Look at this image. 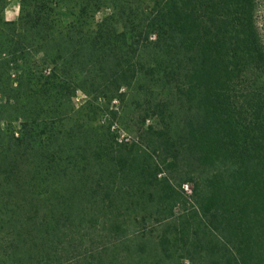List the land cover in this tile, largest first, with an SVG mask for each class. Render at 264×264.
Returning <instances> with one entry per match:
<instances>
[{
  "label": "trees",
  "instance_id": "trees-1",
  "mask_svg": "<svg viewBox=\"0 0 264 264\" xmlns=\"http://www.w3.org/2000/svg\"><path fill=\"white\" fill-rule=\"evenodd\" d=\"M20 1L19 18L4 22L7 0H0V34L11 46L18 44L19 61L28 67L25 45L15 41L17 30L25 25L47 32L48 13L45 0ZM74 1L78 15L91 20L108 3ZM114 3L112 17L96 23L92 35L105 55L102 67L121 66L117 50L128 40L132 46H154L144 72L154 85L166 83L174 91L185 126L175 138L166 132L170 126L160 132L148 128L147 148L141 146L143 137L140 143L112 139L104 144L85 131L82 146L65 147L66 157L58 156L52 178L62 187L48 192L46 201L53 203L37 224L42 234L56 238L74 225L73 219L88 226L101 218L115 234L160 225L153 237L139 234L120 241L117 250L126 254L122 259L97 264H176L182 258L198 264H264V48L256 0ZM130 49L135 56L136 49ZM28 75L35 76L32 71ZM65 85L51 73L41 91L53 97ZM81 128L65 131V146L77 141ZM54 145L59 150V138ZM77 157L84 161L80 170ZM183 160L193 173L175 184L166 176L158 178ZM188 182L190 195L183 190Z\"/></svg>",
  "mask_w": 264,
  "mask_h": 264
},
{
  "label": "rangeland",
  "instance_id": "rangeland-1",
  "mask_svg": "<svg viewBox=\"0 0 264 264\" xmlns=\"http://www.w3.org/2000/svg\"><path fill=\"white\" fill-rule=\"evenodd\" d=\"M107 1L91 20L78 15L74 0H45L47 32L25 25L17 30L15 41L25 45L27 54L23 58H27L28 67L19 61L18 44L11 46L6 43V35L0 34V264H97L112 257L120 260L126 256L117 250L120 241L132 240L139 234L153 237L160 228L146 225L144 230L123 229L115 234L102 225L101 218L88 226L73 219L69 230H61L53 238L42 234L38 227L39 219L53 203L46 201L48 192L62 187V183L54 185L52 178L58 156L66 157V148L77 150V145L82 146L85 131L104 144L112 139L140 143L143 137L141 146L147 148L148 128L160 132L170 126L166 132L175 138L185 126V112L174 91L166 83L154 85L144 72L151 65L154 46L140 43L135 47L128 40L117 50L123 59L121 66L102 67L100 59L105 55L92 41L93 31L96 23L112 17L114 2L121 0ZM165 1L160 0V4ZM20 3L7 0L2 21H16L21 14ZM256 3V27L264 48V0ZM154 41L151 35L149 42ZM130 48L136 49L135 56ZM29 71L35 76L28 75ZM51 73L66 83L53 97L41 91L44 78ZM75 126H82L81 131L77 141L67 147L64 133ZM57 138L60 148L55 151ZM75 160L80 170L84 161L81 157ZM193 170L183 160L158 178L166 176L175 184ZM191 186V182L183 185L185 194L190 195ZM54 207L62 208L56 204ZM176 264L198 262L182 258Z\"/></svg>",
  "mask_w": 264,
  "mask_h": 264
}]
</instances>
